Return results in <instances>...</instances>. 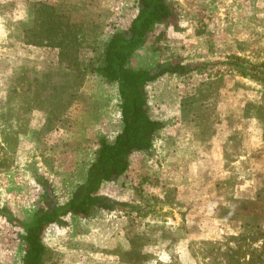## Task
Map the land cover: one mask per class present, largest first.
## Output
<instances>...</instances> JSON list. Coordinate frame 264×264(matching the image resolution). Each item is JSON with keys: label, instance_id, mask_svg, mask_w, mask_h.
Returning <instances> with one entry per match:
<instances>
[{"label": "rangeland", "instance_id": "obj_1", "mask_svg": "<svg viewBox=\"0 0 264 264\" xmlns=\"http://www.w3.org/2000/svg\"><path fill=\"white\" fill-rule=\"evenodd\" d=\"M29 1L0 0V96L7 91L8 80L19 72L17 65L21 58L30 65L36 64L39 70L54 71L52 79L56 83L71 79L59 63H50L55 58V50L23 46L7 38L14 22L26 19ZM44 1L69 4L82 0ZM171 1L177 10L175 24L158 25L133 54L131 65L153 68L176 59L182 63H198L199 67L187 75L165 73L146 84L149 115L165 126L155 136L148 152L132 153L127 171L117 180L104 182L100 189L103 195L128 205L114 211L96 209L86 218L67 217L70 215L67 214L60 218L59 225H47L42 239L44 244H53L47 246L50 264H63L64 256L68 255L74 256V264L86 261L122 264L119 260L132 258L133 252L140 251L142 242L152 243L162 236L170 240L147 246L153 250V254L143 255L148 264L160 263L158 257L171 258V264H181L177 250L186 248L205 264L198 248L202 241L216 236L215 229L219 231L222 227L216 215L228 200L217 193L218 189L228 198L237 177L241 181H255L264 172V150L260 154L253 151L258 140L253 134L252 120L246 123L237 116L244 103L239 98L258 92L260 86L235 74L233 68L237 67L230 58L237 55L255 62L264 61V0H254L253 9H249L251 0H219L215 9H206L205 0ZM91 3L93 9L98 6V11L101 9V15L97 16L101 23L97 40L100 44L113 32L129 25L137 6V0H91ZM197 4L199 7L195 8ZM224 32L229 37L219 36ZM239 39L246 55L215 54L222 43ZM97 42L94 51L84 43L77 52L78 59L84 62L90 57L96 58L95 53L100 49ZM27 71L29 75L31 71ZM215 74L221 76L220 80L213 77ZM84 78L81 87L72 91L73 98L67 96L61 100L64 111L34 110L25 129L21 128L25 134L19 136L18 142L11 133L6 135L12 139L4 143L5 149H0V159L5 160L0 161V264H21L24 243L19 232L22 230L11 218L27 221L36 210L42 200L37 177L51 184L59 203L65 202L85 177L99 138L112 140L121 127L116 83L106 82L99 76ZM209 78L218 79L214 80L216 87L223 86L217 94L211 88L202 91L200 83ZM209 91L211 95L206 96ZM185 98H189V105L183 113L180 108ZM207 112L214 118H207ZM243 151L252 153L250 161H244L247 156ZM238 154L241 157L236 160ZM223 157L224 168L221 167ZM232 160L235 162L230 164ZM216 181L220 187L215 186ZM180 215L182 225L175 229ZM192 224H195L193 228H200L188 232ZM225 228L236 227L226 225ZM121 233L132 243L131 254L126 256L118 255L114 249ZM176 238H186L183 247L177 246ZM76 239L84 241L79 240L78 246ZM163 244H168V259L162 251Z\"/></svg>", "mask_w": 264, "mask_h": 264}, {"label": "trees", "instance_id": "obj_2", "mask_svg": "<svg viewBox=\"0 0 264 264\" xmlns=\"http://www.w3.org/2000/svg\"><path fill=\"white\" fill-rule=\"evenodd\" d=\"M64 2L51 4L44 0H30L27 4L26 19L13 21L14 29L7 34V38L19 41L23 46L55 50V58H52L50 63H59L71 79L70 82L56 83L52 79L54 71L45 70L46 68L39 70L36 64L30 65V62L21 58L17 65L19 72L8 80V89L3 93L4 96H0V134L3 135L0 137V149H5L4 143L8 144L12 139L6 138V135L11 133L18 142L19 136L25 134V130L21 131V128L29 122L34 110L41 109L46 113L64 111L65 104L61 100L67 96L68 99L73 98L75 93L72 91L77 86L81 87L80 84L87 75L99 76L106 82L116 83L121 127L112 140L99 138L95 157L87 168L84 181L72 189L71 196L65 202L59 203L51 184L43 177H37L36 180L42 188V200L36 210L27 221L11 218L22 230L19 232V237L24 243L21 264L52 263L49 248L42 242V235L47 225L58 222L61 217L74 214L86 218L96 209L114 211L115 208L120 210L128 205L127 202L103 195L100 189L104 182L117 180L127 171L132 153L148 152L155 136L165 126L164 122L149 115L146 84L165 73L187 75L199 67L198 63H182L176 59L150 69L131 65L134 52L146 42L158 25L175 24L177 10L171 0H137L136 12L129 25L113 32L101 44L97 42L101 27L97 18L101 15L99 6L93 9L91 0L69 4ZM96 42L100 48L98 54L95 53L97 57L80 61L77 57L79 48L88 43V47L94 51ZM230 58L235 62L232 64L237 67H232L235 74L260 86L258 92L243 94L242 100L239 98V102L244 103L237 113L241 121L247 123L252 120L253 134L258 140L253 151L260 154L264 150V108L260 103L264 97V61L255 62L237 55ZM233 69L228 68L227 71L232 72ZM27 70L31 71L29 75ZM213 77L220 80L221 76L215 74ZM218 79L209 78L200 83L204 89L201 90L207 91L211 88L213 93L217 94L223 87L215 86L214 80ZM205 95H211V91ZM188 99L182 101V112L189 105ZM206 114L207 118H214V115L208 112ZM221 118L225 119V116ZM240 150L241 148L238 151ZM243 152L244 156H247L244 161H250L252 153ZM240 157L238 154L235 158L239 160ZM1 160L5 161L3 158ZM233 162L235 160L230 164ZM225 163L223 157L221 167L224 168ZM256 179L241 181L240 177H237L228 198L222 189H218L217 193H221V196L228 200L216 215L222 227L219 231L215 229L216 236L210 241H202L198 248L205 264H264V172H260ZM216 184L217 181L215 186ZM9 215L11 216V213ZM225 222H228V227L236 228L226 229ZM118 237L120 239L114 248L118 255L131 254L132 243L125 233ZM159 240L165 242L170 240V237L162 236ZM158 241L156 239L152 243L142 242L140 251L133 252L132 258L122 257L119 261L122 264H148L149 260L143 259V255L153 254L152 248L148 249L147 246L154 245V242L158 244ZM163 245L162 251L166 255L169 254L166 250L168 244ZM168 257L167 255L166 259ZM158 261V264L172 263L171 258L164 260L158 257Z\"/></svg>", "mask_w": 264, "mask_h": 264}, {"label": "crops", "instance_id": "obj_3", "mask_svg": "<svg viewBox=\"0 0 264 264\" xmlns=\"http://www.w3.org/2000/svg\"><path fill=\"white\" fill-rule=\"evenodd\" d=\"M203 2V1H202ZM251 3L249 4V9H253V4L255 3L254 2V0H251L250 1ZM204 4H205V8L206 9H209L210 7L212 8V9H215V8H217L218 6H219V4H220V1L219 0H215L214 2H213V0H205V2H204ZM199 6H198V4L196 5V7L195 8H198ZM202 9V8H201ZM256 11V10H255ZM242 35V33L240 34V36ZM219 36L220 37H229V34H227V33H222V34H219ZM239 36V37H240ZM222 46H221V48L219 49V51H217V53H215V51H214V53L217 55V56H222V55H225V54H230V53H234V54H238V55H246L247 54V51H244V48L241 46L242 45V42L240 41V39L237 41V42H231V43H225V44H221ZM139 49H141V47H139L136 51H138ZM136 51L134 52V53H136ZM151 66H145V67H137V68H143V69H148V68H150ZM153 81H155V80H152V81H150V82H153ZM254 85L256 84V83H253ZM256 85H258V84H256ZM260 103H261V105L264 107V97H262L261 98V100H260ZM179 163H181L182 164V162H181V160H179V159H176ZM191 164H192V162H191ZM192 165H194V164H192ZM191 165V166H192ZM85 176H86V174H85ZM84 179H85V177H83V179L80 181V183H82L83 181H84ZM207 195V194H206ZM68 199V198H67ZM70 216H72V217H79V216H77V215H74V214H70V215H68L67 217H70ZM180 217V222L178 223V224H176L175 226H174V228L175 229H177L178 227H181V223H182V217H181V215L179 216ZM80 218V217H79ZM184 218H186V217H184ZM56 223V224H55ZM55 223H51V224H49L50 226H52V225H59V223H61L60 221H58V222H55ZM186 223V222H185ZM190 224V223H189ZM195 224H192V226H191V228H189L188 229V232H191L192 231V229L193 230H198L200 227H198L197 228V226L195 227V228H193V226H194ZM184 226H185V229L187 230V227H186V224H184ZM185 230V231H186ZM76 240H78V239H76ZM80 241H84V239H79ZM79 240L77 241V242H75L76 244L79 242ZM176 241H177V246L179 245V247L181 246V247H183V245H184V243H185V241H186V238H184L183 240H182V238H181V240L179 239V238H176ZM42 242H43V239H42ZM51 243H53V242H51ZM43 244H44V242H43ZM45 246H48V247H51L53 244H44ZM78 246H79V243H78ZM190 246H192V245H190ZM178 249V248H177ZM187 250H184V249H180V250H177V251H179V255H178V258H179V260H180V262H181V264H202L201 263V261H199V259L197 260L196 259V256H195V254H194V252L190 249V248H186ZM195 251V250H194ZM198 258V257H197ZM72 259H74V256L73 255H68L67 257L66 256H64V262H63V264H74V261L72 260ZM112 261V260H111ZM88 263H90V262H88V261H86L85 262V264H88ZM79 264H82L81 262H79Z\"/></svg>", "mask_w": 264, "mask_h": 264}]
</instances>
